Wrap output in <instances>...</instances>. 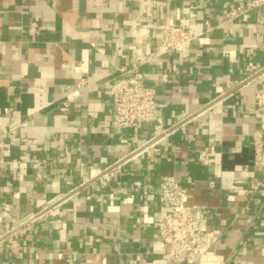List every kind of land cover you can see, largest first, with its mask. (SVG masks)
Returning <instances> with one entry per match:
<instances>
[{
	"label": "crops",
	"instance_id": "crops-1",
	"mask_svg": "<svg viewBox=\"0 0 264 264\" xmlns=\"http://www.w3.org/2000/svg\"><path fill=\"white\" fill-rule=\"evenodd\" d=\"M233 7L232 0H172L166 8L147 0H0V237L7 239L0 264H166L154 225L166 211L156 189L168 176L189 204L208 208L210 251L197 264H264V178L252 165L251 139L264 134V111L255 106L264 71L247 72L264 69V7L260 22L257 10L228 22ZM149 11L161 23L186 20L201 33L208 23L210 31L161 55L159 31L144 23ZM143 55L157 57L139 72L156 90L161 122L120 130L111 85L131 77ZM249 80L243 95H223L227 82ZM163 130L157 152L83 185ZM201 149L216 153L200 163ZM73 189L56 216L36 218Z\"/></svg>",
	"mask_w": 264,
	"mask_h": 264
},
{
	"label": "built area",
	"instance_id": "built-area-1",
	"mask_svg": "<svg viewBox=\"0 0 264 264\" xmlns=\"http://www.w3.org/2000/svg\"><path fill=\"white\" fill-rule=\"evenodd\" d=\"M147 1L153 8L158 6L166 8L172 2V0ZM232 2L234 7L226 15L228 22L235 21L250 11L257 10L258 14H260L264 7V0H232ZM259 16L260 22L261 14ZM144 23L147 27L159 31L161 36L159 54L161 55L178 53L185 46L196 40L203 41L201 37L204 33L210 31L208 23H205L203 27L204 32L202 33L199 31L197 25L186 20H181L178 23L174 21L161 23L155 19V16L150 11L145 14ZM156 59V55L141 56L136 60L131 77L126 78L123 75L112 83L110 94L113 103L115 125L118 129L141 131L148 126L160 125L156 90L145 84L143 75L139 72L140 67ZM263 71V68L256 69L253 65H249L247 69L249 77L261 74ZM158 78L161 83L168 82L166 75H159ZM83 82V80H80L77 87L81 88ZM250 82V80L227 82L223 95H230L235 92L243 95V88ZM72 102L71 100L64 101L61 105L62 111L68 112ZM255 106L259 111H264V92L260 90H256L255 92ZM165 133L166 130H163L158 136L151 137L137 149L134 155L110 167L107 171L97 174L93 180H87L83 185L113 178L115 170L121 164L137 158L140 154L147 153L150 155L153 152H157V146L165 137ZM251 139L253 150L252 165L254 168L262 171L261 175L264 178V134L261 130H256L252 133ZM27 144H30V142ZM215 153L214 150L201 149L197 155V159L200 163H205ZM259 185L260 183H255L251 188L257 190ZM212 186L211 183L210 187ZM76 193L77 189L71 190L58 204L48 207L36 218H40L46 214L56 216L58 214L57 207ZM156 193L160 205L166 209L165 213L159 216L154 225L161 259L166 264H197L206 259L210 251L207 206L189 204L187 191L181 187L173 176L164 177L157 186ZM34 221L35 219H30L22 227L28 226ZM55 223L60 224L61 221L59 220ZM6 240V238L0 237V242ZM8 248L14 254L19 252L18 243L15 241H9Z\"/></svg>",
	"mask_w": 264,
	"mask_h": 264
}]
</instances>
